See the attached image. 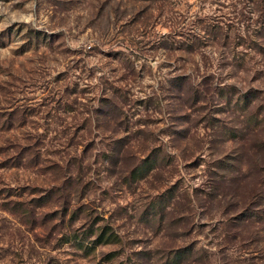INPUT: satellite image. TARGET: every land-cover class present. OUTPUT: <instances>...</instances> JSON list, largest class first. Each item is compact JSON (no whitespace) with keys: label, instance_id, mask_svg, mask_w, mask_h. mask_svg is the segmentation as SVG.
Returning a JSON list of instances; mask_svg holds the SVG:
<instances>
[{"label":"rangeland","instance_id":"obj_1","mask_svg":"<svg viewBox=\"0 0 264 264\" xmlns=\"http://www.w3.org/2000/svg\"><path fill=\"white\" fill-rule=\"evenodd\" d=\"M0 264H264V0H0Z\"/></svg>","mask_w":264,"mask_h":264},{"label":"trees","instance_id":"obj_2","mask_svg":"<svg viewBox=\"0 0 264 264\" xmlns=\"http://www.w3.org/2000/svg\"><path fill=\"white\" fill-rule=\"evenodd\" d=\"M253 187H257V185L256 186H253Z\"/></svg>","mask_w":264,"mask_h":264}]
</instances>
